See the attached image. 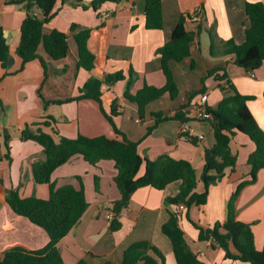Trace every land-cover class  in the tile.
<instances>
[{"label": "crops", "instance_id": "0c3cea01", "mask_svg": "<svg viewBox=\"0 0 264 264\" xmlns=\"http://www.w3.org/2000/svg\"><path fill=\"white\" fill-rule=\"evenodd\" d=\"M93 1L56 0L53 9L56 14L44 31L56 29L66 33L69 52L66 58L54 61L39 48L38 53L47 64L44 76V69L38 60L22 66L21 59L16 55L25 12L0 0V26L8 46V61L12 59L9 67L2 68L0 65V130L7 126L5 132L9 133V128L16 126L20 133L25 126H30L33 131L49 134L56 142L63 137L74 139L78 135L89 138L103 135L116 139L97 102L82 99L49 105L43 110L38 91L45 100H66L79 96L80 89L89 78L103 79L106 75L121 72L123 80L101 87L105 111H110L107 101L116 99L119 115L114 118L115 124L128 140L138 142L140 156L154 160L161 154H168L173 159L189 161L196 170L194 191L201 193L204 149L212 148L215 140L209 123L193 117L194 104L200 95L195 96L184 109L188 119L186 123L202 136L196 143L180 137L182 121L168 120L155 126L153 114L174 115L188 103L191 94L202 89L201 80L208 70L225 65L228 56L222 54L223 43L232 40L240 45L245 41V30L249 27L245 5L262 0H161L163 26L160 30L146 29L144 0L106 2L97 11L93 9ZM196 7L202 8V15L199 35L190 46V57L179 63H169L178 95L172 100L165 94L150 102L140 119L137 105L126 100L124 93L134 94L144 85H164L157 51L170 39L178 19ZM72 24L91 30L87 46L94 55V67L90 71L77 68V48L70 32ZM187 28L193 31L195 26L188 23ZM211 44L215 49L214 55L210 54ZM130 70L134 72L131 81ZM226 71L236 90L251 98L247 107L264 131V61L255 71H244L232 64L226 66ZM204 86L206 108L216 109L224 96L216 78H207ZM12 112L16 118L11 115ZM8 146L9 161L5 159L0 145V252L14 246L38 250L48 243L46 232L14 214L4 197L6 190L16 189L21 197L33 195L46 199L49 186L35 184L31 175L32 162L44 160L45 156L38 143L22 141L20 136L18 142L13 146L8 142ZM230 149L237 157L235 169L226 170L220 182L209 186L204 205L185 208L180 220L187 244L205 264H248L226 259L219 247L199 241L198 231L192 225L193 222L199 227L210 228L216 222H223L231 195L240 182L249 179L250 166L246 160L255 149L253 143L246 135L236 134L230 141ZM143 172L144 165L139 175ZM115 175L112 161H101L91 166L80 156L72 157L52 173L51 183L55 189L64 185L79 189L81 184L88 202V208L78 223L57 244L63 263L76 264L84 260L88 264H118L130 244L149 241L162 252L165 264H176L170 241L161 233V225L168 219L164 199L178 193L180 182H172L161 191L150 186L137 189L130 198L128 208L120 216L121 228L111 232L106 217L111 203L120 197L113 182ZM95 176L99 179L98 192L94 188ZM236 210L237 219L251 227L255 249L261 250L264 244V169L258 171L255 183L242 189L236 200Z\"/></svg>", "mask_w": 264, "mask_h": 264}, {"label": "trees", "instance_id": "16d2710c", "mask_svg": "<svg viewBox=\"0 0 264 264\" xmlns=\"http://www.w3.org/2000/svg\"><path fill=\"white\" fill-rule=\"evenodd\" d=\"M122 0H95L93 9L106 2L118 3ZM56 0H5L6 5L20 7L25 17L19 29V43L16 55L21 59L22 66L32 60H38L47 72V64L38 49L42 48L51 60H61L69 52L68 36L66 33L51 29L44 31L56 12L53 10ZM84 8L87 6L83 5ZM39 12V13H36ZM190 13L181 16L175 25L170 39L157 53L160 56V66L165 83L162 87L144 85L134 94L124 93V98L137 105L140 119L143 117L147 104L167 94L175 99L178 89L169 68L170 62H182L190 57V46L199 35V23L194 30H188L187 18ZM245 14L249 27L245 30V41L237 45L232 40L223 43L222 54L228 56L224 66L208 70L201 80L202 89L189 96L188 103L181 106L172 116H162L154 113L155 126L168 120L187 122L184 109L197 95H204V82L209 77L216 78L218 88L223 98L216 109L206 108L210 114L208 122L214 136L212 148L204 149V165L200 179L203 191L196 193V170L187 160H176L168 154H161L154 160H149L138 153V142L128 140L118 129L114 118L119 115L117 100H108L110 108L107 113L103 107L102 85L112 86L124 79L121 72L104 76L103 79L89 78L80 89V95L66 100H45L40 91L38 95L43 110L49 105H59L64 102L90 99L98 103L100 112L112 128L116 139L105 136L85 137L78 135L74 139L60 138L57 142L42 131H33L25 126L20 131L22 141H34L42 147L44 160H35L31 164V175L35 184L48 185L49 196L41 199L36 196L21 197L16 189L5 192L4 201L16 215L26 218L30 223L44 230L48 236V243L41 249L28 250L22 246H14L0 252V264H64L57 247L58 242L78 223L88 208L83 185L75 189L72 185H64L57 189L51 183V176L55 169L67 163L72 157L80 156L86 163L96 166L101 161H112L116 169L113 178L114 185L119 192V199L110 206L112 217L108 229L111 232L121 228L120 216L128 208L132 194L139 188L150 186L156 190H163L168 184L179 181L180 188L173 197H166L164 204L168 208V219L161 225V233L168 238L172 247L176 264H205L194 253L186 242L184 232L180 226L182 212L178 206L183 204L186 209L191 206H202L207 201L208 189L212 184L222 180L226 170L233 171L237 157L230 149V141L236 134L246 135L255 149L247 157L246 163L250 166L249 179L238 184L226 205V216L223 222H216L210 228H202L192 222L198 231V240L214 242L224 252L226 259L237 260L248 264H264V244L261 250L254 247V238L249 224L237 219L236 200L242 189L255 183L257 173L264 169V131L257 125L247 107L251 98L241 95L233 86L226 71V66L232 64L244 71H255L264 61V0L246 3ZM143 15L145 27L148 30L162 29L161 0H144ZM90 28L72 24L70 32L77 48V68L90 71L94 67V55L89 51L87 41ZM214 46L210 45V54ZM9 59L3 29L0 26V65L6 68ZM134 72L130 70V81ZM264 101V92H263ZM154 126V127H155ZM149 128L148 133L154 128ZM8 136H4L6 149L5 159L10 160ZM180 137L196 143L197 139L180 133ZM144 165V172L139 171ZM95 191H99V179L94 177ZM211 244V243H210ZM234 251V252H233ZM165 264L162 252L149 241H138L130 244L124 251L118 264ZM76 264H88L79 260ZM104 264H114L105 262Z\"/></svg>", "mask_w": 264, "mask_h": 264}, {"label": "built area", "instance_id": "2783aa9c", "mask_svg": "<svg viewBox=\"0 0 264 264\" xmlns=\"http://www.w3.org/2000/svg\"><path fill=\"white\" fill-rule=\"evenodd\" d=\"M201 15H202V8L201 7H196L192 12H190V14L188 15L187 18V22L191 25H195L197 24L200 19H201ZM207 100V95H200L197 98V101L195 102V109H194V119L198 120V121H205L210 119V114L208 113L205 103ZM181 133H186L188 136L190 137H194L197 140L202 139L201 135L196 134L189 126L186 122H183L182 125V131ZM185 210V206L183 204L178 206V211L179 212H183ZM112 217V213H108L107 214V219H111Z\"/></svg>", "mask_w": 264, "mask_h": 264}, {"label": "rangeland", "instance_id": "374dc122", "mask_svg": "<svg viewBox=\"0 0 264 264\" xmlns=\"http://www.w3.org/2000/svg\"><path fill=\"white\" fill-rule=\"evenodd\" d=\"M174 100V99H173ZM34 110V109H33ZM14 112L11 113V115H13ZM14 118L15 115H13ZM1 118V117H0ZM3 121V119H2ZM6 125H8V123H6ZM12 125L13 122H12ZM8 127L5 126L4 127V130H0V145H1V148L3 149V151L6 153V149H5V145H4V136L7 135L8 137V142L13 146L16 142L19 141V131H18V128L16 126H12L11 128H9V133H6L5 132V129H7Z\"/></svg>", "mask_w": 264, "mask_h": 264}, {"label": "water", "instance_id": "95a60500", "mask_svg": "<svg viewBox=\"0 0 264 264\" xmlns=\"http://www.w3.org/2000/svg\"><path fill=\"white\" fill-rule=\"evenodd\" d=\"M86 4H89V3H86ZM89 5H91V4H89ZM100 5H101V3H99V4L97 5V8H99ZM11 63H12V59H10V60L8 61V63H7V67H9ZM210 243H211L212 245H215V246H216V244H215L213 241L210 242Z\"/></svg>", "mask_w": 264, "mask_h": 264}]
</instances>
